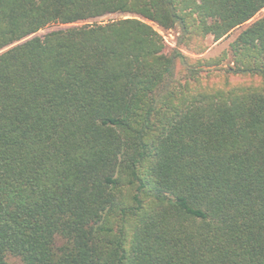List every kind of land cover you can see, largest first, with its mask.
<instances>
[{"label":"trees","instance_id":"obj_1","mask_svg":"<svg viewBox=\"0 0 264 264\" xmlns=\"http://www.w3.org/2000/svg\"><path fill=\"white\" fill-rule=\"evenodd\" d=\"M263 7L0 0V264H264Z\"/></svg>","mask_w":264,"mask_h":264},{"label":"rangeland","instance_id":"obj_2","mask_svg":"<svg viewBox=\"0 0 264 264\" xmlns=\"http://www.w3.org/2000/svg\"><path fill=\"white\" fill-rule=\"evenodd\" d=\"M264 12V7L257 13L255 14V16L253 18H251L249 20L252 21L255 18H257L258 16H260L262 13ZM111 17H117V16H106L100 19H107V18H111ZM66 25L64 24H59V23H53L50 25L45 26L44 28L40 29L39 31L36 32V34L40 35L43 34L45 32H48L50 30H54V29H59V28H63ZM244 25L233 29L232 31H230L226 36L214 41L212 39L211 36H207L206 38V45L207 48L200 54H194V53H190L188 51H184L186 54L192 55V56H201V57H209V56H213L218 54L219 52H221L222 50L226 49L228 46V43L236 36V34L239 32V30L243 27ZM159 32L162 34L165 43L167 44V47H173L175 45V39L177 36V29H173V30H160L158 28ZM8 261L10 264H22L21 261L14 256H8L7 257Z\"/></svg>","mask_w":264,"mask_h":264}]
</instances>
